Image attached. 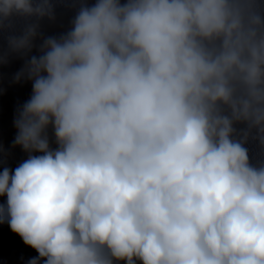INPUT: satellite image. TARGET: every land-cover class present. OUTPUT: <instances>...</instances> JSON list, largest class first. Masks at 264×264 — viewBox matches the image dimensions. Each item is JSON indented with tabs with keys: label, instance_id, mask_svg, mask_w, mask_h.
I'll list each match as a JSON object with an SVG mask.
<instances>
[{
	"label": "clouds",
	"instance_id": "9594fccd",
	"mask_svg": "<svg viewBox=\"0 0 264 264\" xmlns=\"http://www.w3.org/2000/svg\"><path fill=\"white\" fill-rule=\"evenodd\" d=\"M257 2L95 0L44 41L14 122L40 154L0 171L28 264H264V166L232 138L234 120L264 132ZM44 11L0 0V23Z\"/></svg>",
	"mask_w": 264,
	"mask_h": 264
}]
</instances>
